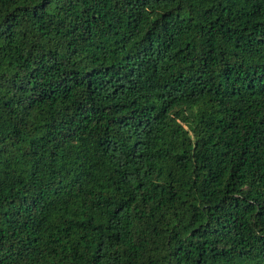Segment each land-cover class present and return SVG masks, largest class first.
I'll return each mask as SVG.
<instances>
[{"label":"trees","instance_id":"1","mask_svg":"<svg viewBox=\"0 0 264 264\" xmlns=\"http://www.w3.org/2000/svg\"><path fill=\"white\" fill-rule=\"evenodd\" d=\"M0 264H264V0H0Z\"/></svg>","mask_w":264,"mask_h":264}]
</instances>
